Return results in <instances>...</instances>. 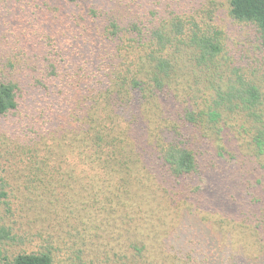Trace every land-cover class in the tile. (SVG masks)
Returning a JSON list of instances; mask_svg holds the SVG:
<instances>
[{
	"label": "trees",
	"instance_id": "16d2710c",
	"mask_svg": "<svg viewBox=\"0 0 264 264\" xmlns=\"http://www.w3.org/2000/svg\"><path fill=\"white\" fill-rule=\"evenodd\" d=\"M131 3L134 0H15L7 24L18 21L13 32L32 34L33 41H26L20 53L41 68L24 64L18 69L21 81L0 75V119L10 116L36 124L46 116L53 118L56 107L67 110L52 135L55 147H45L35 162L46 166L53 155H61L76 158L89 171L86 193L74 204L119 222L114 228L123 235L114 243L126 245L129 252L116 254L119 264H160L161 256L177 264L172 251L167 253V242L178 229L171 225L163 233L162 216L151 221L155 214H209L213 208L223 212L221 227L227 230L233 227L226 215L227 204L235 201L230 191L235 180L245 195L257 202L264 198H256L264 193V51L252 55L250 63L247 57L234 58L215 11L207 14V1L186 0L177 8L180 13L157 25L151 24L154 11L137 12L138 18L123 26L110 9ZM136 3L137 10L144 9L143 0ZM226 3L230 21L251 25L264 49V0ZM186 6L189 15L183 13ZM31 24L33 28L25 27ZM61 39L64 51L58 47ZM58 52L65 53L64 60L57 59ZM34 70L39 75L29 74ZM30 101L34 112L25 106ZM225 133L245 141L249 153L228 146ZM29 148V155L36 157L39 148ZM9 197L10 185L0 183V207L8 206ZM259 208L253 218L248 212L243 225L255 224L251 234L264 241V204ZM1 239H11L4 227L0 245ZM215 250L207 245L201 251L204 261L186 256L184 264H214L212 254L219 255ZM76 256L70 264H85L83 251ZM224 258L228 264L253 260L242 253L221 255ZM0 263L53 264V258L49 251L20 253L1 256Z\"/></svg>",
	"mask_w": 264,
	"mask_h": 264
},
{
	"label": "rangeland",
	"instance_id": "374dc122",
	"mask_svg": "<svg viewBox=\"0 0 264 264\" xmlns=\"http://www.w3.org/2000/svg\"><path fill=\"white\" fill-rule=\"evenodd\" d=\"M143 1L145 7L141 11L137 10L136 0L128 7L114 6L110 10L114 12L112 14L119 17L123 26L134 22L138 18L137 12L147 14L154 11L155 15L152 16L151 24L157 25L172 13H180L177 8L183 3L186 5V0H156L154 7V0H148L150 5L153 4L152 7H148L147 2ZM205 1H207V14L215 11L216 23L225 33L226 45L231 49L229 50L231 54L236 55L234 58L239 61L242 56L247 57L250 63L252 55L264 51L255 40L251 25L232 23L227 17L226 0H203V3ZM14 2L15 0H0V75L14 81H21L23 80L22 72L18 71L20 67L24 64L33 69L41 68V66H35L29 57L22 58L20 53L26 41H33L32 34L26 31L13 32L18 21L14 25L7 24L6 14L10 15L13 11L10 7ZM203 3L199 9L203 8ZM183 13L189 15L187 6ZM25 27L33 28L34 25ZM60 37L63 36L60 34ZM62 42L63 39L59 41L58 47L64 51L60 48ZM76 50L72 52L73 55ZM54 54L60 55L57 57L59 61L66 57L65 53ZM51 62L54 63L53 60ZM251 67L255 66L251 65ZM29 74L39 75L36 70ZM24 86H27V81ZM25 106L30 112L36 111L31 101L30 106ZM65 115H67V110L56 107L53 118L48 119L49 117L46 116L44 120L36 124L27 121L20 123L10 116L0 119V183L10 185L8 206L0 207V227L8 229L11 237V239H1V256L10 257L20 253L49 251L53 264H70L73 260L77 261V252L81 250L84 253L85 264H119L116 254L121 255L128 252L124 250L126 245L114 243L117 235H123L121 230L114 228V225L118 226L119 222H115L111 216L110 219L107 216L104 219V213L101 214L98 211L88 210L80 204H74L78 195L84 196L86 193L83 188L85 187V176L89 174V171L83 170V166L76 158H63L61 155H53L46 166L35 162V158L43 157L45 147L49 149L55 147L56 140L52 135ZM43 128H46L49 134L45 133ZM225 134L228 135L224 139H230L227 140L228 146L235 150L240 148L241 153H249L245 141L238 136L234 137L231 133ZM32 143H35L34 146L29 148V144ZM34 147H38L39 152L36 157H31L29 155L31 150L28 148ZM26 158H28L27 161ZM35 166L40 168V172L36 171L38 167ZM234 182L235 187L229 188L235 196V201H229L227 204L229 208L226 215V222L232 221L233 227L230 229L224 230L221 227L220 215L223 212L219 210L213 212V208H209V214L202 212L197 215L189 212L187 215L179 211H171L164 215L155 214L153 216L154 219L151 221L162 216V224H165V227L161 228L163 233L171 230V225H175V229H178L177 234H173L167 242V250L169 249L167 253L172 251L170 255L174 258V263L184 264L186 256L201 263L204 261L201 253L205 252L207 245H213L216 248L214 253H219L218 257L215 254L211 256L215 258L214 264L229 263L226 258L221 260V255L227 254L232 257L241 253L244 256L253 257V260H248L246 264H264V250L258 246L264 245V241H261L263 239L259 234L256 237L251 234V229L255 227V224L243 225L248 212L251 213L252 218L258 213L260 205L264 204V198L257 202L249 194L242 193L237 180ZM256 192L257 189L251 193L256 194ZM243 195L248 198L247 202ZM263 196L264 193L256 198ZM242 204L244 206H241ZM168 223H170L169 226ZM184 225H186L185 228ZM262 229L261 225L259 232ZM87 240L88 243H85ZM192 243L195 244L194 247L192 246L193 251ZM147 250L153 255L152 249ZM158 261L160 264L166 263L162 256Z\"/></svg>",
	"mask_w": 264,
	"mask_h": 264
}]
</instances>
